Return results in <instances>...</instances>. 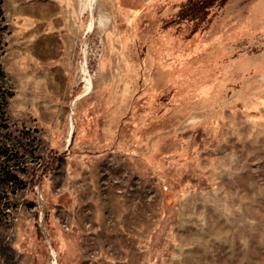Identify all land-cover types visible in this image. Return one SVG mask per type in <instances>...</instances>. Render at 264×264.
<instances>
[{"label": "rangeland", "instance_id": "rangeland-1", "mask_svg": "<svg viewBox=\"0 0 264 264\" xmlns=\"http://www.w3.org/2000/svg\"><path fill=\"white\" fill-rule=\"evenodd\" d=\"M91 1L0 0V264H264V0Z\"/></svg>", "mask_w": 264, "mask_h": 264}, {"label": "trees", "instance_id": "trees-1", "mask_svg": "<svg viewBox=\"0 0 264 264\" xmlns=\"http://www.w3.org/2000/svg\"><path fill=\"white\" fill-rule=\"evenodd\" d=\"M216 1L224 2L226 0H207L206 4L204 5L205 8L211 7ZM0 15H1V2H0ZM2 77V72L0 70V78ZM73 136L71 137V142H72Z\"/></svg>", "mask_w": 264, "mask_h": 264}, {"label": "bare ground", "instance_id": "bare-ground-1", "mask_svg": "<svg viewBox=\"0 0 264 264\" xmlns=\"http://www.w3.org/2000/svg\"><path fill=\"white\" fill-rule=\"evenodd\" d=\"M89 3H92V1L89 0ZM86 85H87V86H86V91H87V90H88V85H89V82H88V81H86ZM83 91H84V90H83ZM78 98H79V97H78ZM78 98H77V99H78ZM77 99H76V100H77ZM72 130H73V125L71 124V125H70V132H69V135L71 134ZM69 140H70V137L68 138V142H69Z\"/></svg>", "mask_w": 264, "mask_h": 264}]
</instances>
